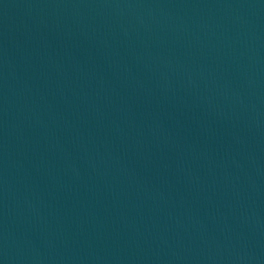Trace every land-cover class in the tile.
Returning <instances> with one entry per match:
<instances>
[{
  "label": "water",
  "instance_id": "95a60500",
  "mask_svg": "<svg viewBox=\"0 0 264 264\" xmlns=\"http://www.w3.org/2000/svg\"><path fill=\"white\" fill-rule=\"evenodd\" d=\"M0 264H264V0H0Z\"/></svg>",
  "mask_w": 264,
  "mask_h": 264
}]
</instances>
